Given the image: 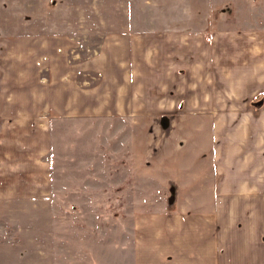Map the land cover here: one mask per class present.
Wrapping results in <instances>:
<instances>
[{
    "label": "rangeland",
    "instance_id": "374dc122",
    "mask_svg": "<svg viewBox=\"0 0 264 264\" xmlns=\"http://www.w3.org/2000/svg\"><path fill=\"white\" fill-rule=\"evenodd\" d=\"M175 25L253 27L264 41V0H0L1 41L65 37L69 59L93 54L122 27ZM213 119L184 108L53 115L52 193L0 200V264H133L142 221L160 214L211 213L220 227ZM227 196L221 256L226 264H264V189L245 201L247 210L232 209L239 195Z\"/></svg>",
    "mask_w": 264,
    "mask_h": 264
},
{
    "label": "crops",
    "instance_id": "0c3cea01",
    "mask_svg": "<svg viewBox=\"0 0 264 264\" xmlns=\"http://www.w3.org/2000/svg\"><path fill=\"white\" fill-rule=\"evenodd\" d=\"M258 31L122 27L79 59L67 58L65 37L0 40V200L52 193L53 115L209 113L220 227L211 213L144 220L133 264H226L220 242L228 233L227 195L242 194L243 206L238 196L232 209L247 210L245 201L264 189V41Z\"/></svg>",
    "mask_w": 264,
    "mask_h": 264
},
{
    "label": "water",
    "instance_id": "95a60500",
    "mask_svg": "<svg viewBox=\"0 0 264 264\" xmlns=\"http://www.w3.org/2000/svg\"><path fill=\"white\" fill-rule=\"evenodd\" d=\"M171 200H172V197H171Z\"/></svg>",
    "mask_w": 264,
    "mask_h": 264
}]
</instances>
